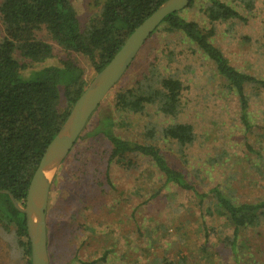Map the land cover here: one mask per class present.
<instances>
[{"label":"trees","instance_id":"16d2710c","mask_svg":"<svg viewBox=\"0 0 264 264\" xmlns=\"http://www.w3.org/2000/svg\"><path fill=\"white\" fill-rule=\"evenodd\" d=\"M72 1L0 0L3 26L0 39V190L9 191L18 202L25 200L39 159L75 100L126 37L164 0H92L100 8L84 27L78 21ZM240 1L247 9L252 8V0ZM194 2L191 0L185 8L166 15L134 59L155 32L183 36L211 62L218 84L234 97L238 127L232 122L227 125L229 127L218 136L222 140L219 144L216 139L209 140L192 122L179 120L183 108V81L154 61H148L145 71L129 84L117 88L120 78L107 93L114 90L109 108L99 109L101 102L73 144L85 140L88 142L83 149L86 157L96 154L93 178L97 186L88 192L83 204L70 212L68 219H55L54 236L49 234L46 216L47 252L48 246L54 245L53 256L63 252L65 264L68 261H76L73 264H202L214 261L220 254H225L222 258L233 260L232 264H248L246 261L251 255L257 256L249 251L251 245L244 232L253 229L254 234L260 236L259 230L264 224V196L239 192L233 175L237 172L234 168L237 158L247 160L252 178L258 177L256 169H264V148L260 145L264 135L251 131L248 109L252 93H247V88L264 90V79L237 69L211 40L216 35V23L244 20L238 11L225 1L206 0L201 7L207 22L204 25L182 15ZM41 32L65 51L66 58L71 52L85 57L92 68L88 78L70 59L60 65L50 63L24 75L33 63H42L54 56L51 44L39 36ZM258 92L253 95L258 97ZM230 128L244 133L234 139L242 146L237 155L234 144L229 147L225 143ZM94 139L106 144L99 148L92 142ZM254 143H258V148ZM167 147H171L189 169L176 167L163 152ZM81 166L84 167L82 171L87 170L85 164ZM119 170L126 176L137 174L141 178L140 184L124 198L123 185L114 184L111 178L113 172ZM56 179L57 176L51 186ZM169 191L176 197L162 205L156 198ZM111 192L117 196L111 197ZM119 194L125 202H130L134 196L139 199L141 219L134 223L133 230L138 232L139 241L118 247L116 254L111 253L112 245L101 250L86 252L85 249L81 253L89 238L107 241L106 230L111 231V225L106 215L120 203ZM64 207L67 211L68 207ZM186 209L197 215L196 236L199 238L193 244L186 233L187 222L174 225ZM130 211L125 218L136 221L134 207ZM0 221L4 229L18 238L24 264H29L24 214L15 209L6 193L1 192ZM259 246L264 247V242ZM258 249L255 248L254 253H258ZM48 257L49 264H54L49 252Z\"/></svg>","mask_w":264,"mask_h":264},{"label":"rangeland","instance_id":"374dc122","mask_svg":"<svg viewBox=\"0 0 264 264\" xmlns=\"http://www.w3.org/2000/svg\"><path fill=\"white\" fill-rule=\"evenodd\" d=\"M206 0H195L192 7L187 8L182 12L183 16L193 18L204 25L207 24L204 14L201 10L202 4ZM234 7L244 20H228L216 23V35L211 39L212 42L220 48L223 54L227 57L230 63L253 76L264 79V0H252V8L247 9L245 4L240 0H222ZM73 5L77 11V17L80 25L84 27L91 18H93L99 11V6L93 4L92 0H73ZM3 33V26L0 22V39ZM39 36L51 44L53 50V58H48L42 63H33L25 72L24 75H29L30 72L50 63L61 64L63 61L70 59L74 65L82 68L85 76L91 74L92 68L85 57L77 53H69L70 57L66 58V53L62 50L55 41L51 40L44 32L39 33ZM154 61L159 64L160 68L167 71V73H176L183 81L184 90L182 91L183 108L179 116V120L192 122L197 130L205 132L209 140L216 139L219 144L222 140L218 138L219 134L223 133L225 127L229 124H234L238 127L239 122L237 118V107L234 103V97L226 93L218 84L212 70L211 62L206 59L194 46L183 36L166 34L164 32H155L148 40L144 48L139 52L134 59L132 66L121 77L118 87H123L129 84L134 78L145 71L148 61ZM114 91V90H113ZM111 91L102 101L99 109L109 108L111 105L112 93ZM252 90L247 88L249 95V122L251 123V131L262 133L264 135V90ZM260 93L258 97L253 94ZM63 99V97H62ZM63 108L62 103L59 109ZM239 113V112H238ZM95 118V115L92 117ZM237 120V122H235ZM232 122V123H231ZM236 123V124H235ZM229 127V126H227ZM232 129V128H230ZM260 131V132H259ZM225 139L226 145L231 147L234 144L236 147V155L240 153L242 148L239 141H234L236 136L241 135L238 128L228 131ZM250 134V133H248ZM250 136V135H248ZM252 137V136H251ZM260 138V137H257ZM88 141V140H87ZM253 141V139L251 140ZM92 142L101 148L104 146V141L94 139ZM221 142V143H220ZM87 143L85 140H79L73 145L60 164L55 176L56 182L51 186L47 204V223L49 224V234L54 236L56 229L55 219H68V215L75 207L83 204L84 199L89 195L88 192L94 190L97 186V180L93 178L94 164L96 161V154H91V158L86 157L87 152H83ZM106 144V143H105ZM258 148V143L253 144ZM264 148V142L260 144ZM166 156L172 163L181 169H189L186 162L179 158L170 148L163 150ZM254 160V159H253ZM247 160L244 158H237L234 168L236 174L234 177V185L238 191L243 194L263 195L264 196V169H256L257 178H252V170L247 166ZM263 163V162H262ZM85 164L87 170H83L81 166ZM112 182L123 185L122 198L127 196L129 192L136 188L141 178L137 174L125 175L122 171L113 172ZM259 179V180H258ZM101 181V180H100ZM104 180H102L103 182ZM255 181V182H253ZM256 181H259V183ZM78 183V184H77ZM254 183V184H253ZM258 185V186H257ZM103 186L106 184L103 182ZM145 188V187H144ZM155 185H153V190ZM111 197L117 196L116 193L111 192ZM176 195L169 191L166 194H160L156 199L165 203L172 200ZM119 204L113 207L110 213L106 215V219L110 222L111 231L106 230L107 241H97L89 238L82 251L101 250L104 246H113L115 253L118 247L133 242L139 241L138 232L134 231V223H139V211L141 207L138 203V198L134 196L130 202H125L121 199L119 194ZM188 204V203H187ZM190 205V204H188ZM68 210L65 211L66 207ZM152 206V205H151ZM134 207V217L136 221H129L125 215H129L131 208ZM64 215V217H62ZM196 213L190 209L181 212V218L175 220L174 225L178 226L182 222H187L186 233L189 235L190 243L193 244L198 240L196 236ZM125 219V220H124ZM63 221V222H64ZM180 221V222H179ZM0 221V264H24V255L18 244V238L8 229L1 226ZM260 236L254 234V230L250 229L244 232L245 238L248 242L251 251L257 256H250L246 261L248 264H264V247L261 243L264 242V224L261 227ZM134 237V238H133ZM258 253H254L255 248H258ZM50 258L53 257L54 264H65L66 256L61 252L60 256H53L54 245H49ZM116 254V253H115ZM216 255L214 261H206L202 264H232L233 260L226 257ZM225 255V254H223ZM222 255V256H223ZM65 258V259H64ZM76 262V261H74ZM74 262L68 261L67 264Z\"/></svg>","mask_w":264,"mask_h":264},{"label":"water","instance_id":"95a60500","mask_svg":"<svg viewBox=\"0 0 264 264\" xmlns=\"http://www.w3.org/2000/svg\"><path fill=\"white\" fill-rule=\"evenodd\" d=\"M191 0H164L126 37L110 60L93 76L73 103L56 134L45 147L26 191L25 200L18 202L6 193L16 210L24 214L29 241V264H49L47 252L46 211L52 181L85 127L88 118L108 91L119 81L150 33L163 18L185 8Z\"/></svg>","mask_w":264,"mask_h":264}]
</instances>
